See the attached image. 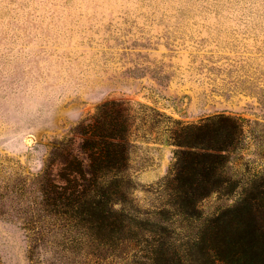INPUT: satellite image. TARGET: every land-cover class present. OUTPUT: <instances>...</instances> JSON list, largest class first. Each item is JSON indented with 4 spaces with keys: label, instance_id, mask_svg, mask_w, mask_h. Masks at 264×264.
Returning <instances> with one entry per match:
<instances>
[{
    "label": "rangeland",
    "instance_id": "374dc122",
    "mask_svg": "<svg viewBox=\"0 0 264 264\" xmlns=\"http://www.w3.org/2000/svg\"><path fill=\"white\" fill-rule=\"evenodd\" d=\"M108 99L130 107L121 175L134 213L166 226L188 262L209 219L264 174V0H0V264L151 263L135 237L118 247L31 215L44 168L81 154L78 129ZM215 113L242 124L223 170L236 186L179 213L165 182L172 134Z\"/></svg>",
    "mask_w": 264,
    "mask_h": 264
},
{
    "label": "trees",
    "instance_id": "16d2710c",
    "mask_svg": "<svg viewBox=\"0 0 264 264\" xmlns=\"http://www.w3.org/2000/svg\"><path fill=\"white\" fill-rule=\"evenodd\" d=\"M130 115L127 104L108 99L80 125L81 154L70 152L56 165L54 174L48 164L43 170L31 211L37 217L34 221L40 220L39 212L69 219L93 231L99 241L107 237L118 247L135 237L146 242L150 264H264L263 173L254 175L252 186L243 189L236 205L209 219L193 242L197 252L188 262L175 250L171 253L160 237L166 226L136 217L121 175L128 163ZM241 134L238 119L224 113L174 131L177 147L165 179L169 206L196 216L201 198L212 191L232 190L236 180L223 170Z\"/></svg>",
    "mask_w": 264,
    "mask_h": 264
}]
</instances>
